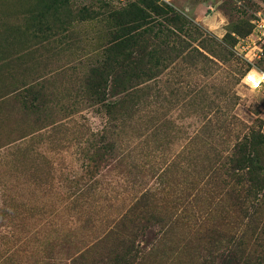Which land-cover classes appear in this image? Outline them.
Listing matches in <instances>:
<instances>
[{"label": "rangeland", "instance_id": "obj_1", "mask_svg": "<svg viewBox=\"0 0 264 264\" xmlns=\"http://www.w3.org/2000/svg\"><path fill=\"white\" fill-rule=\"evenodd\" d=\"M263 24L264 0H0V264L104 257L136 205L172 224L147 264L231 234L264 264Z\"/></svg>", "mask_w": 264, "mask_h": 264}, {"label": "trees", "instance_id": "obj_2", "mask_svg": "<svg viewBox=\"0 0 264 264\" xmlns=\"http://www.w3.org/2000/svg\"><path fill=\"white\" fill-rule=\"evenodd\" d=\"M254 184L246 193V198H255L252 208L256 210V204L259 202L258 186ZM258 205V204H257ZM143 208L141 213H137L139 205L131 208L128 215H123L117 219L114 226L106 230L98 246L105 250V256L97 260L91 259L92 256H98L92 249H87L84 253L71 258V264H147L151 261L153 250L155 249L154 235L166 234L172 231V224L167 223L156 210ZM254 216L252 212L250 218ZM153 230V231H152ZM154 231L157 233H154ZM149 234L153 237H149ZM242 237L238 234L219 236L217 245L213 250L208 251L213 263L220 260L221 264H239L240 249L243 244ZM215 253V254H214ZM212 261L210 264H212ZM208 263V261H206ZM206 263V264H207Z\"/></svg>", "mask_w": 264, "mask_h": 264}, {"label": "built area", "instance_id": "obj_3", "mask_svg": "<svg viewBox=\"0 0 264 264\" xmlns=\"http://www.w3.org/2000/svg\"><path fill=\"white\" fill-rule=\"evenodd\" d=\"M263 26H264V24H263ZM261 77H264V73L261 74V73L255 72V71H249L244 76V82L253 91H259L264 86V79H261ZM258 80L260 81L259 82V87H254L253 86L254 82H256Z\"/></svg>", "mask_w": 264, "mask_h": 264}, {"label": "clouds", "instance_id": "obj_4", "mask_svg": "<svg viewBox=\"0 0 264 264\" xmlns=\"http://www.w3.org/2000/svg\"><path fill=\"white\" fill-rule=\"evenodd\" d=\"M261 79H264V77H261ZM259 82H260L259 80L256 81V82H254V85H253V86H254V87H259Z\"/></svg>", "mask_w": 264, "mask_h": 264}]
</instances>
